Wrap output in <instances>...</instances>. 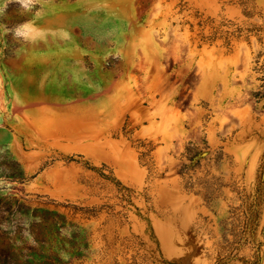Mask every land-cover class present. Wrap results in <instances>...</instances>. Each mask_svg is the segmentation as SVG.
Listing matches in <instances>:
<instances>
[{"label":"rangeland","instance_id":"374dc122","mask_svg":"<svg viewBox=\"0 0 264 264\" xmlns=\"http://www.w3.org/2000/svg\"><path fill=\"white\" fill-rule=\"evenodd\" d=\"M0 10V264H264V0Z\"/></svg>","mask_w":264,"mask_h":264},{"label":"clouds","instance_id":"9594fccd","mask_svg":"<svg viewBox=\"0 0 264 264\" xmlns=\"http://www.w3.org/2000/svg\"><path fill=\"white\" fill-rule=\"evenodd\" d=\"M19 6L25 10L29 11L31 8L34 6L36 3V0H15ZM6 7V5H5ZM2 11V10H0ZM31 28V25L29 23H24L22 25H18L14 30H13V35L15 37H23L25 40L29 39V30Z\"/></svg>","mask_w":264,"mask_h":264},{"label":"bare ground","instance_id":"6f19581e","mask_svg":"<svg viewBox=\"0 0 264 264\" xmlns=\"http://www.w3.org/2000/svg\"><path fill=\"white\" fill-rule=\"evenodd\" d=\"M70 12V11H69ZM73 12V11H72ZM74 18V17H73ZM71 49V48H70ZM69 52V51H68ZM62 53H64V52H62ZM63 56V55H62ZM60 59V58H59ZM57 63V62H56ZM63 68V67H62ZM43 69V68H42ZM52 69V68H51ZM82 69V68H81ZM53 70V69H52ZM64 70V69H63ZM62 71V70H61ZM58 72V71H57ZM56 73V72H55Z\"/></svg>","mask_w":264,"mask_h":264}]
</instances>
